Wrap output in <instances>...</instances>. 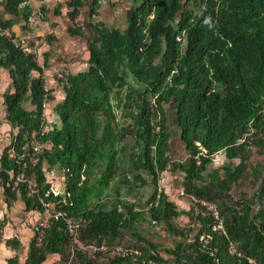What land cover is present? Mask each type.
I'll use <instances>...</instances> for the list:
<instances>
[{
    "label": "trees",
    "instance_id": "1",
    "mask_svg": "<svg viewBox=\"0 0 264 264\" xmlns=\"http://www.w3.org/2000/svg\"><path fill=\"white\" fill-rule=\"evenodd\" d=\"M29 1H6L13 19L0 11V67L10 72L14 88L5 95V107L17 130L2 156L0 178L7 195L20 196L28 211L42 213L45 203H54L67 220L83 223L72 236L66 219L50 220L41 245L35 234L25 264H45L51 255L59 257L57 264H167L162 244L143 235L149 219L183 236L165 251L177 264H264V164L251 163L254 154L264 156V0H116L130 3L125 28L93 22L103 0H68L67 32L87 41L90 59L87 70L66 74L62 99L53 98L35 58L1 35L17 18L31 29ZM84 9L87 26L79 23ZM44 103L49 108L55 103L51 125ZM175 133L192 154L181 165L185 194L217 204L222 228L214 230L215 218L198 204L185 229L173 223L179 214L160 190L158 173L167 168ZM129 137L133 167L154 180L147 211L119 195L110 209L103 207ZM37 140L43 150L35 155ZM220 155L228 162L210 171ZM54 168L64 175L63 193L48 182ZM22 171L27 181L35 176L36 193L26 183L14 187ZM75 239L89 246L121 245L141 255L92 256Z\"/></svg>",
    "mask_w": 264,
    "mask_h": 264
},
{
    "label": "crops",
    "instance_id": "2",
    "mask_svg": "<svg viewBox=\"0 0 264 264\" xmlns=\"http://www.w3.org/2000/svg\"><path fill=\"white\" fill-rule=\"evenodd\" d=\"M5 2L6 0H0V4ZM66 2L67 0H31L29 2L33 9L44 11L45 19L33 28L32 33L33 36L46 39V45H43L40 49L38 48L40 53L38 64L43 69L42 78L48 88L51 89H59V82L55 77L57 69H62L65 74H77L87 70L90 59L87 41L67 32L71 23L67 16ZM127 5L126 1L118 2L113 6L106 5L93 18V22L101 21L109 26L110 23L117 20L123 21L125 27ZM88 18V12L84 10L79 23L87 26L89 23ZM23 27H25L24 22L17 18L13 27V31L17 36L23 37L27 33ZM13 91V80L10 72L0 67V167L2 156L5 150L13 144L17 132L7 119L5 107V95ZM54 105L55 103H52L51 108L45 112L49 125L56 120L52 112ZM133 150L134 143L132 138L129 137L122 148L119 176L103 204L106 209L112 207L119 195L123 203H134L139 210H144L154 194L153 178L146 170L141 169L138 172L133 167L130 158ZM167 155L169 159L167 168L158 173L159 188L165 192L176 206V213L179 216L174 219V225L178 229H185L192 223L189 212L194 204L183 194L185 193L183 187L185 173L181 165L187 163L192 154L181 140L180 135L175 133L170 141ZM226 161L224 155L217 156L210 171L223 166ZM138 176L141 177V180L145 179L146 183L137 179ZM47 177L53 190L63 193V173L54 168L47 173ZM6 186V183L0 178V264H8L11 259H18V264H25L30 244L36 234L34 228L43 219V215L40 212L28 211L24 200L20 196L16 195L14 198L8 196ZM137 187L141 188L140 192L135 190ZM143 228L150 229V232L143 233L146 238L162 244L160 251L165 255L167 264H177L165 251L173 247L178 241H184L183 236L166 232L163 225L159 226L150 219L144 223ZM127 235L130 237L131 234L128 232ZM58 260L57 255H51L45 264H57Z\"/></svg>",
    "mask_w": 264,
    "mask_h": 264
},
{
    "label": "built area",
    "instance_id": "3",
    "mask_svg": "<svg viewBox=\"0 0 264 264\" xmlns=\"http://www.w3.org/2000/svg\"><path fill=\"white\" fill-rule=\"evenodd\" d=\"M39 17L41 18L42 15L40 14ZM39 17L37 18L35 14L33 16H31L29 19L30 25L33 27L37 26ZM7 36L9 37L10 34L7 33ZM15 45H16V47H19L20 49H22L24 53L38 57L40 55L38 48L40 49L43 45H45V42L43 39H36L31 34H29L28 36L22 38L21 40L15 41ZM55 73H56L57 79L61 80L65 85L66 84V78H65L64 74L59 70H56ZM52 96L54 99L55 98L61 99L62 98V90L53 89ZM43 108L45 109V112H47V110L49 109V104L44 103ZM45 116H46V113H45ZM44 133H45V131L42 132V134H44ZM37 135L38 134L36 132H34L32 137L36 138ZM198 146H199L200 150L205 151L200 146V144H198ZM32 150H33L35 155L42 152L43 148L38 143V140L34 141L32 143ZM11 156L12 157L15 156L14 151L12 152ZM22 158H24V157H22ZM196 161H197L198 165L201 164L200 156L196 157ZM37 162H38V159L36 158V156L30 159V163L32 165H36ZM26 167H27V164L23 163V168H26ZM26 176L27 175H26L25 171H22L18 175H15L14 176V187L17 189V187L20 184L26 183V184H28L30 193H36L37 188H38V182H37L35 176L31 177L29 179V181L26 180L27 179ZM183 194L185 196H187L193 204L200 205L201 207L208 210V212H210L211 215H213V217L215 218V220L217 222V225L214 226V230L223 227L222 226V220H221V217L219 215V207L217 204L211 203L207 200L198 199L197 197H195L193 195H188L185 193H183ZM147 210H149L148 204L146 205V207L144 208L143 211H147ZM41 214L43 215V219L40 222H38V224H36V226L34 228L35 233H39V238H38L39 245H41L43 243L44 230L47 228V224L50 220H60V219L65 220L66 219L69 233L72 236L76 235L77 230L81 227V225L83 223V221H76L73 219L67 220V214L64 211L58 210V208L56 207V205L54 203H45L44 208H42ZM75 241H76L78 248L82 252L90 253L92 256H96V254H99L102 252H108L113 257L114 256L136 257V256L141 255L139 250L126 248V247H123L121 245H115V246L109 247V246L105 245V243H103L102 246H92V245L89 246V245H85L83 242H81L78 239H75ZM200 241H202L206 244L209 243V239L206 238L205 235H201ZM153 254L156 255L155 252H153ZM153 264H166V263H165V261L164 262L154 261Z\"/></svg>",
    "mask_w": 264,
    "mask_h": 264
},
{
    "label": "clouds",
    "instance_id": "4",
    "mask_svg": "<svg viewBox=\"0 0 264 264\" xmlns=\"http://www.w3.org/2000/svg\"><path fill=\"white\" fill-rule=\"evenodd\" d=\"M7 1V0H6ZM30 2V1H29ZM29 2L27 3L29 6H30V4H29ZM67 2H68V0H67ZM66 2V3H67ZM119 2V1H118ZM118 2L116 1V0H111V1H106V0H103V5H102V9H103V7H105L106 5H111V6H113V5H115V4H118ZM128 3V7H126L127 8V10L129 9V6H130V3L129 2H127ZM5 4H6V2L4 3V4H0V11H2V13H3V15H4V17H6L5 19H7V20H10V19H13V16H11L10 14H8V12L5 10ZM31 7V6H30ZM32 8V7H31ZM68 8V7H67ZM84 10H86V9H84ZM126 10V11H127ZM87 12H88V10H86ZM68 12H69V10H68ZM36 15V17L38 18L39 17V15L41 14L42 15V17L40 18L39 17V20H38V24L41 22V21H43L44 19H45V15H44V11L43 10H37V9H33L32 8V13H31V15L29 16V18H28V20H27V22H28V25H29V27L31 28L30 30H27L26 29V26H27V23L25 22V21H23L22 19V21L24 22V26L25 27H23L26 31H27V33L23 36V37H20V36H17L16 34H15V32L13 31V27H14V25H13V27L12 28H10V29H5L4 31H3V33L1 34V35H4L6 38H9V39H12L13 40V42L15 43V41H18V40H21L22 38H24V37H26V35L28 34H31L32 36H33V28H35V27H33V26H31L30 25V22H29V19H30V17L31 16H33V15ZM99 22V21H98ZM101 22V21H100ZM106 24V23H105ZM71 25V24H70ZM107 25V24H106ZM108 26V25H107ZM19 28H20V26H19ZM21 29V28H20ZM0 31H1V27H0ZM89 32H91V30H88ZM7 33L8 34H10V36L8 37L7 36ZM13 35H15L14 37H13ZM27 35V36H28ZM34 38H36V39H41L40 37H36V36H33ZM44 39V42H45V45H46V41H45V38H43ZM180 41V40H179ZM34 58H35V60L38 62V57H35L34 55H32ZM57 70H59V71H61L63 74H64V76H65V78H66V74L64 73V71L62 70V69H57ZM55 77L57 78V76H56V73H55ZM58 80V82H59V89L60 90H62V88H61V84H63L64 85V83L61 81V80H59V79H57ZM47 87H48V85H47ZM48 89H50L51 90V88H48ZM62 98H63V92H62ZM61 98V99H62ZM45 112V111H44Z\"/></svg>",
    "mask_w": 264,
    "mask_h": 264
},
{
    "label": "rangeland",
    "instance_id": "5",
    "mask_svg": "<svg viewBox=\"0 0 264 264\" xmlns=\"http://www.w3.org/2000/svg\"><path fill=\"white\" fill-rule=\"evenodd\" d=\"M115 22V23H114ZM114 25H116L117 27H124V22L123 21H113L112 23H110V25L108 26V27H113ZM125 28V27H124ZM52 118V117H51ZM133 142V141H132ZM254 150H256L255 148H254ZM258 162H260V163H262V164H264V156H258V155H256V154H254L253 155V157H252V159H251V163L253 164V165H257V163ZM248 166H252L251 164H248ZM251 170V169H250ZM247 175V177H249V175H250V173H247L246 174ZM245 180V179H244ZM250 180V179H249ZM135 190H138L139 192L141 191V188L140 187H137ZM246 191H247V193L248 194H250V193H252V188H251V186L250 185H248V188L246 189ZM139 227H141V224H140V226ZM147 231H149L150 232V229H148V230H146V229H144L143 228V232H147Z\"/></svg>",
    "mask_w": 264,
    "mask_h": 264
}]
</instances>
